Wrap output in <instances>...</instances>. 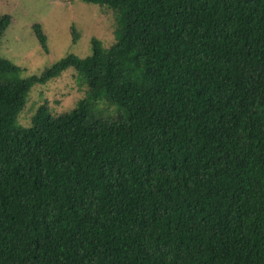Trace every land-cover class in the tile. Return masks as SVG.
I'll use <instances>...</instances> for the list:
<instances>
[{"label":"trees","instance_id":"16d2710c","mask_svg":"<svg viewBox=\"0 0 264 264\" xmlns=\"http://www.w3.org/2000/svg\"><path fill=\"white\" fill-rule=\"evenodd\" d=\"M81 1L110 45L29 77L0 56V264H264V0ZM67 68L83 95L19 124Z\"/></svg>","mask_w":264,"mask_h":264},{"label":"rangeland","instance_id":"374dc122","mask_svg":"<svg viewBox=\"0 0 264 264\" xmlns=\"http://www.w3.org/2000/svg\"><path fill=\"white\" fill-rule=\"evenodd\" d=\"M6 14L9 24L0 37V56L17 66L19 77L38 75L66 53L88 55L91 37L105 47L113 42L111 12L81 0H0V16ZM36 23L45 34L47 52L34 36L31 26ZM77 80L73 70L67 68L43 84H34L17 122L25 125L41 103L51 113L71 108L84 91ZM102 105L99 101L94 104L90 116L108 120V109Z\"/></svg>","mask_w":264,"mask_h":264}]
</instances>
